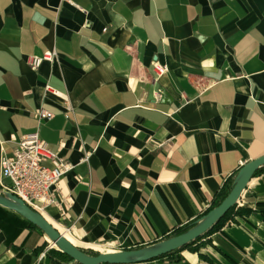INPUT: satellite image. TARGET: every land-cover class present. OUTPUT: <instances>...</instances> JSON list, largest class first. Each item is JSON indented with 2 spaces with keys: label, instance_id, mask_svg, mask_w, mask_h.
Returning a JSON list of instances; mask_svg holds the SVG:
<instances>
[{
  "label": "crops",
  "instance_id": "crops-1",
  "mask_svg": "<svg viewBox=\"0 0 264 264\" xmlns=\"http://www.w3.org/2000/svg\"><path fill=\"white\" fill-rule=\"evenodd\" d=\"M32 132L73 164L45 217L78 247H148L204 219L264 156V0H0V174ZM51 245L0 205V264H76ZM132 264H264V165L202 241Z\"/></svg>",
  "mask_w": 264,
  "mask_h": 264
},
{
  "label": "built area",
  "instance_id": "built-area-1",
  "mask_svg": "<svg viewBox=\"0 0 264 264\" xmlns=\"http://www.w3.org/2000/svg\"><path fill=\"white\" fill-rule=\"evenodd\" d=\"M56 55L55 51H48L43 56L33 55L30 65L38 69L44 61H51ZM167 71L166 65H156L157 78ZM163 99L164 94L156 92V100L161 102ZM39 116L51 119L53 113L40 109ZM244 165L242 161L241 166ZM72 168L73 164L55 153L38 132L27 133L17 140V147L12 154L4 152L1 156L0 190L3 194L24 200L32 209L45 216L47 208L58 202L62 179ZM6 178L11 182L7 183ZM62 233L72 235L74 228L67 227ZM51 246L56 245L52 243Z\"/></svg>",
  "mask_w": 264,
  "mask_h": 264
},
{
  "label": "water",
  "instance_id": "water-1",
  "mask_svg": "<svg viewBox=\"0 0 264 264\" xmlns=\"http://www.w3.org/2000/svg\"><path fill=\"white\" fill-rule=\"evenodd\" d=\"M264 165V156L246 163L237 176L235 186L229 195L198 225L186 233L161 241L144 248L128 249L117 252H100L90 255L75 245L64 233L55 227L44 215L32 209L24 200L0 192V205L11 209L31 223L41 228L61 251L70 255L81 264H132L151 261L171 251L181 248L202 236L235 207L248 188L256 172Z\"/></svg>",
  "mask_w": 264,
  "mask_h": 264
},
{
  "label": "trees",
  "instance_id": "trees-1",
  "mask_svg": "<svg viewBox=\"0 0 264 264\" xmlns=\"http://www.w3.org/2000/svg\"><path fill=\"white\" fill-rule=\"evenodd\" d=\"M236 180H237V177H235L233 179H230L224 185V187L222 188L221 192L218 194V197H216V199H215V201H214V203L212 205V208L207 212V214L209 212H211L213 209H215L229 195V193L231 192V190L235 186ZM234 209H235V207H233L220 221H218L211 229H209L207 232H205L202 236H200L196 240L192 241L191 243H189V244H187V245H185V246H183L181 248H178V249H176L174 251H171V252H169V253H167L165 255H162V256H160L158 258H155L153 260L160 259V258H163V257L173 256L177 252H179V251H181V250H183L185 248H188L190 246H193V245L197 244L198 242L202 241L209 233H211L214 229H216L217 227H219L221 225V223L230 216V214L233 212ZM28 223H30L32 226H34V227L40 229L41 231H43L41 228H39L35 224L31 223L30 221H28ZM198 224H199L198 221H195V222L189 223V224H187V225H185L183 227L176 228L169 235H167V237L164 240H168L170 238H173V237H176V236L181 235L183 233H186L189 230H191L192 228L196 227ZM164 240H162V241H164ZM141 248H144V247H141ZM83 250L86 253L90 254V255H97V254H99V252H96V251L85 250V249H83ZM52 252L55 253V254H57L58 256L65 257V258L69 259L70 261L75 262L76 264H81L80 262L75 261L70 255L66 254L65 252L58 251V250L52 251Z\"/></svg>",
  "mask_w": 264,
  "mask_h": 264
},
{
  "label": "rangeland",
  "instance_id": "rangeland-1",
  "mask_svg": "<svg viewBox=\"0 0 264 264\" xmlns=\"http://www.w3.org/2000/svg\"><path fill=\"white\" fill-rule=\"evenodd\" d=\"M6 182H7V183H10L11 181H10V180H8V179H6Z\"/></svg>",
  "mask_w": 264,
  "mask_h": 264
}]
</instances>
